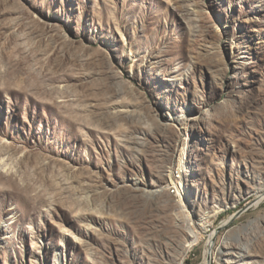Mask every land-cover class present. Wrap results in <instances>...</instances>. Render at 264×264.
I'll return each mask as SVG.
<instances>
[{"label":"rangeland","instance_id":"rangeland-1","mask_svg":"<svg viewBox=\"0 0 264 264\" xmlns=\"http://www.w3.org/2000/svg\"><path fill=\"white\" fill-rule=\"evenodd\" d=\"M258 189L264 0H0V264H264Z\"/></svg>","mask_w":264,"mask_h":264},{"label":"bare ground","instance_id":"bare-ground-1","mask_svg":"<svg viewBox=\"0 0 264 264\" xmlns=\"http://www.w3.org/2000/svg\"><path fill=\"white\" fill-rule=\"evenodd\" d=\"M255 194L257 195V198L251 204H253L254 206H257L258 204H260L264 200V190L258 189V190H256ZM210 224H211V222L209 220V217H205L204 219L199 220L198 223H196V224L191 223L192 227L188 228V239H189V241H188V243L186 244V246L184 248L185 249L184 250L185 253L189 250V248L192 245L198 243L202 239L203 233H205L207 231V229L210 227ZM213 238H214V233H212L209 236V239H208V242H207V247L205 249L204 264H208L209 258L211 259L212 239Z\"/></svg>","mask_w":264,"mask_h":264},{"label":"water","instance_id":"water-1","mask_svg":"<svg viewBox=\"0 0 264 264\" xmlns=\"http://www.w3.org/2000/svg\"><path fill=\"white\" fill-rule=\"evenodd\" d=\"M209 261H210V258H209ZM208 264H209V262H208Z\"/></svg>","mask_w":264,"mask_h":264}]
</instances>
